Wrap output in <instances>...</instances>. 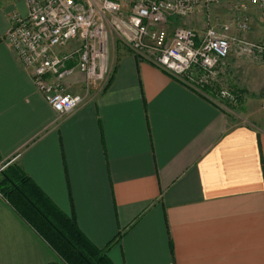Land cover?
<instances>
[{"label": "crops", "instance_id": "obj_1", "mask_svg": "<svg viewBox=\"0 0 264 264\" xmlns=\"http://www.w3.org/2000/svg\"><path fill=\"white\" fill-rule=\"evenodd\" d=\"M17 14L25 0H0V165H19L112 264H264V130L121 42L109 86L63 118L6 40ZM62 90L86 96L84 75ZM0 264H66L4 197Z\"/></svg>", "mask_w": 264, "mask_h": 264}, {"label": "built area", "instance_id": "obj_2", "mask_svg": "<svg viewBox=\"0 0 264 264\" xmlns=\"http://www.w3.org/2000/svg\"><path fill=\"white\" fill-rule=\"evenodd\" d=\"M221 2L230 3L235 10L251 5L264 12V0H25L27 14L13 16L6 40L20 64L31 71L48 104L65 118L87 102L92 89L100 93L109 86L115 38L194 89L207 84L233 47H238L240 54H264V41L250 44L235 34L252 29L253 17L244 10L234 11L229 21L209 26L201 35L189 27L170 30L173 20L197 12L208 15L210 8ZM69 63L76 66L71 68ZM75 70L85 77L86 96L62 90V83ZM220 94L235 102L230 91ZM11 163L1 164L0 174Z\"/></svg>", "mask_w": 264, "mask_h": 264}, {"label": "trees", "instance_id": "obj_3", "mask_svg": "<svg viewBox=\"0 0 264 264\" xmlns=\"http://www.w3.org/2000/svg\"><path fill=\"white\" fill-rule=\"evenodd\" d=\"M173 22L176 24L177 21ZM191 89L217 102V106H225L232 111H235V105L240 101L235 92L228 90L235 97V102H232L208 84ZM0 192L66 264H112L106 254L83 234L76 219L63 213L19 165L10 164L2 171Z\"/></svg>", "mask_w": 264, "mask_h": 264}, {"label": "rangeland", "instance_id": "obj_4", "mask_svg": "<svg viewBox=\"0 0 264 264\" xmlns=\"http://www.w3.org/2000/svg\"><path fill=\"white\" fill-rule=\"evenodd\" d=\"M246 11L253 17L252 29L248 33L237 36L243 37L250 44H260L264 41V12H258L254 6L245 9H231L230 3L221 2L210 8L208 15L202 12L177 20L170 25L173 31L177 27H189L198 34H203L209 26L223 24L233 17V12ZM118 41L111 47V59L117 55ZM199 75L203 73L198 72ZM207 84L217 88L218 91L230 90L238 94L240 101L235 105V111L225 108L231 119L238 125H256L264 130V54L249 56L240 54L238 47H233L229 58L218 67L216 74L208 77Z\"/></svg>", "mask_w": 264, "mask_h": 264}]
</instances>
